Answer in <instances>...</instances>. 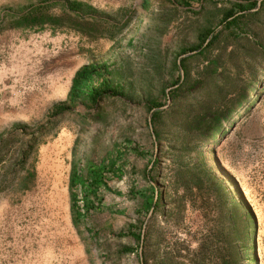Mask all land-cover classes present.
<instances>
[{
	"label": "rangeland",
	"instance_id": "1",
	"mask_svg": "<svg viewBox=\"0 0 264 264\" xmlns=\"http://www.w3.org/2000/svg\"><path fill=\"white\" fill-rule=\"evenodd\" d=\"M251 1L0 0V264H154L150 235L139 248L119 234L151 229L156 190L194 164L243 193L242 264H264V0L258 15L221 22ZM34 7L59 20L15 26ZM89 63L107 65L114 91L53 115ZM230 109L220 131L202 128ZM73 165L98 178L85 210Z\"/></svg>",
	"mask_w": 264,
	"mask_h": 264
},
{
	"label": "trees",
	"instance_id": "2",
	"mask_svg": "<svg viewBox=\"0 0 264 264\" xmlns=\"http://www.w3.org/2000/svg\"><path fill=\"white\" fill-rule=\"evenodd\" d=\"M256 1L252 0L247 6L239 5L237 11L240 15H235L234 10L227 11L221 22L229 26L237 23L239 18L258 15L263 3L255 9ZM14 18L15 26L21 27L59 20L54 16H46L39 7L30 8ZM208 36L209 32H205L202 44ZM215 39L213 35L206 45L198 46V53H202ZM194 50L196 48L188 52ZM186 59L183 57L180 60L182 68ZM108 72L105 63L82 65L72 77L67 103L59 104L52 112L53 115L72 109L78 101L94 104L105 94L112 93L114 89L107 76ZM177 77L178 85L171 94L185 83L179 73ZM243 99L236 101V104L239 106ZM232 110L212 112L205 121H200L202 128H211L212 136L229 120ZM159 112L153 111V118ZM184 171H177L173 181L156 190L151 229L145 227V230L141 228L134 231L129 227L127 232L119 235H131L140 241L139 248L150 235L154 264H242V260L248 258V224L252 215L245 196L238 188H231L224 177L203 164H194ZM93 172L89 168L80 170L73 165L70 173V185L78 186L82 192L84 210L89 203L88 189L98 181L97 176L92 175ZM76 198L75 194H71L74 223L86 217L85 211L78 207ZM130 250L127 247L123 249L124 252Z\"/></svg>",
	"mask_w": 264,
	"mask_h": 264
},
{
	"label": "water",
	"instance_id": "3",
	"mask_svg": "<svg viewBox=\"0 0 264 264\" xmlns=\"http://www.w3.org/2000/svg\"><path fill=\"white\" fill-rule=\"evenodd\" d=\"M262 1H263V0H257V1H256V8H255V9H257V8L260 6V4H261ZM255 9H252V10H255ZM208 38H209V37H208ZM196 51H197V50L190 51V52H187V53H185V54H182L179 58L184 57V56L191 55V54H193V53L196 52ZM179 58H178V59H179ZM179 72H180V77L182 78V77H183V70H182L181 67L179 68ZM154 200H155V199H154ZM151 209H152V207H151ZM151 209H150L148 215L150 214Z\"/></svg>",
	"mask_w": 264,
	"mask_h": 264
}]
</instances>
